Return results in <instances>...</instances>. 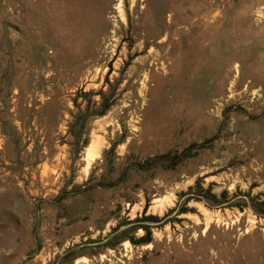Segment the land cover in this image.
<instances>
[{
	"label": "rangeland",
	"instance_id": "rangeland-1",
	"mask_svg": "<svg viewBox=\"0 0 264 264\" xmlns=\"http://www.w3.org/2000/svg\"><path fill=\"white\" fill-rule=\"evenodd\" d=\"M0 264H264V0H0Z\"/></svg>",
	"mask_w": 264,
	"mask_h": 264
},
{
	"label": "bare ground",
	"instance_id": "bare-ground-1",
	"mask_svg": "<svg viewBox=\"0 0 264 264\" xmlns=\"http://www.w3.org/2000/svg\"><path fill=\"white\" fill-rule=\"evenodd\" d=\"M97 140H99V139H97ZM96 142H99V141H96ZM99 145H103V143H102V144H99ZM95 146H97V145H95L94 143H92L91 145L87 146L86 151H87V155H88V157L91 156L92 153H94V151L96 150V149L94 148ZM156 206H157V205L154 204V205H153V209H155Z\"/></svg>",
	"mask_w": 264,
	"mask_h": 264
}]
</instances>
